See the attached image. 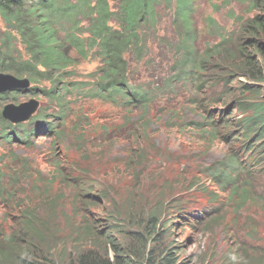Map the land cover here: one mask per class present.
<instances>
[{"label":"rangeland","instance_id":"1","mask_svg":"<svg viewBox=\"0 0 264 264\" xmlns=\"http://www.w3.org/2000/svg\"><path fill=\"white\" fill-rule=\"evenodd\" d=\"M191 7L195 46L200 51L216 45L222 36L236 37L242 20L264 16L261 5L247 10V4L235 0H193ZM172 13L161 7L156 36L150 35L143 58L129 63L130 82L147 91L146 108L117 106L94 95L100 77L95 57L81 60L70 69L73 72L66 80L78 88L67 97L70 111L62 127L53 123L58 107L42 91L52 87L48 82L32 86L36 88L33 94L29 90L15 94L18 104L30 99L38 102L35 113L22 124L35 128L37 122L41 126L25 140L17 130L13 137L7 133L11 129L3 126L1 111L8 100H0V248L4 246L3 235L7 239L22 236L19 246L25 255H45L56 264H68L78 250L92 245L87 232L103 234L109 221L119 232H110L113 237L118 239L128 227L143 234L145 241V220L138 215L114 220L110 215L115 211L127 214L126 210L137 209V214H143L146 209L163 206L160 221L164 226L175 223L165 230L159 226L162 237L158 245L179 248L183 251L181 260L226 264L231 248L235 254L245 250L248 260L238 264H252L262 258L264 207L260 199L243 206L236 200L243 190L238 188L235 194L230 188L224 191L222 186L227 185L215 181L207 170L231 150H239L235 133L220 128L226 136L220 138L196 126L206 111L209 120L222 118L220 111L227 117V111L224 106H212L217 103L208 99L205 113L194 109L190 99L196 92L192 85L174 81L178 63L171 41L178 36L179 27H175ZM5 31L0 19V37ZM126 57L129 59L128 54ZM215 72L207 66L204 76L210 80ZM221 83L208 85L198 97L218 96ZM245 83L264 92V81ZM47 124L54 126L51 132H47ZM262 171L248 172L259 177L253 190L246 189L249 198L260 197L263 192ZM238 178L244 179L240 173ZM101 193L108 196L107 201H98ZM211 208L220 210L219 215H202L207 218L202 222L192 216ZM209 219H214L210 225ZM26 227L39 231L38 243H24Z\"/></svg>","mask_w":264,"mask_h":264},{"label":"trees","instance_id":"2","mask_svg":"<svg viewBox=\"0 0 264 264\" xmlns=\"http://www.w3.org/2000/svg\"><path fill=\"white\" fill-rule=\"evenodd\" d=\"M192 1L0 0V19L6 27L4 35L0 37V71L27 78L31 84V94L36 89L32 86L48 82L52 87L43 88L42 91L58 107L56 117L61 127L66 112L70 111V100L67 97H71L72 91L78 88L66 80L73 72L70 69L90 57L99 60L100 77L94 95L118 106L146 108L149 103L147 91L136 84H130L129 63L143 58L150 35L156 36V26L163 6L173 12V23L179 27L177 39L171 41V48L177 56L175 63H178V78L174 81L192 85L196 92L190 99L194 109L205 113L204 102H208L205 101L208 99L217 103L212 106L221 105L227 111V117L220 111L222 118L211 120L206 111V116L196 126L198 129L207 128V134L212 131L215 137L220 138H226L220 128L235 133V144L242 154L238 155L237 150H231L220 163L207 169L209 175L215 181L227 185L222 186L224 191L230 188V193L235 194L241 188L239 190H243L242 195L236 200L244 206L252 200L259 201V196L249 198L245 194L246 189L253 190V186L259 182L258 173L253 176L248 172H258L259 169L264 172V97H259L264 92L245 83L264 81V16L259 14L249 20H242L236 37L222 36L216 45L200 51L195 46ZM235 1L247 4V10L257 9L261 5L264 11V0ZM207 66L210 71L216 70L210 80L204 76ZM219 81H222L223 86L218 96L198 97V92L200 94L208 85ZM15 94L0 93V100L16 101ZM228 115L235 117L230 118ZM1 121L4 127H8L4 119ZM45 127L47 132L54 129L48 125ZM19 128L20 125L16 126V129ZM8 134L14 136L12 131ZM239 173L243 175L242 181L238 178ZM262 193L260 202L264 207V191ZM102 195L105 200L108 198L106 194ZM163 209V206L153 207L146 209L143 214H137V209L132 212L126 210L127 219L131 215H138L145 220V241L139 231L127 228L117 239L110 232L119 235L118 229L114 224H108V231L103 234L87 232L92 245L78 250L68 264H189V261L181 260L179 254L183 251L179 248H161L158 245L162 237L158 233L159 226L165 230L175 223L163 225L160 221ZM211 212L206 217L214 215V212L219 215L220 210L213 208ZM115 215L120 220L126 219L123 212L116 211ZM206 217L200 221L206 220ZM209 220L208 225L214 221ZM23 235L26 245L39 242V231L31 227H26ZM9 240L11 243H8ZM2 241L4 246L0 248V264H56L45 255L22 253V247L19 246L22 236L7 239L3 235ZM137 242L139 244L135 245ZM230 250L232 252L226 264H238L246 259L245 250L237 254L234 249ZM250 255L254 256L253 253ZM260 255L262 258L252 264H264V254ZM194 261L205 264L198 259Z\"/></svg>","mask_w":264,"mask_h":264},{"label":"water","instance_id":"3","mask_svg":"<svg viewBox=\"0 0 264 264\" xmlns=\"http://www.w3.org/2000/svg\"><path fill=\"white\" fill-rule=\"evenodd\" d=\"M29 84L30 82L27 78H18L12 74L0 73V93L12 90L25 91L29 87ZM35 107L36 103L32 101L18 106L8 104L4 107L2 115L11 122H18L22 121L27 115L33 112Z\"/></svg>","mask_w":264,"mask_h":264},{"label":"clouds","instance_id":"4","mask_svg":"<svg viewBox=\"0 0 264 264\" xmlns=\"http://www.w3.org/2000/svg\"><path fill=\"white\" fill-rule=\"evenodd\" d=\"M262 82H263V81H262ZM130 84H131V85H134V84L131 83V82H130ZM259 97H261V99H262V98L264 97V95H263V94H259ZM114 104H115V103H114ZM117 106H118V105H117ZM239 151H240V150L237 151V152H238L237 154H239ZM241 155H242V154H241ZM262 172H263V171H262ZM263 174H264V172H263ZM263 179H264V178H263ZM263 182H264V180H263ZM263 182H262V183H263ZM83 184H84V186L87 188V190H89V187L87 186V184L84 183V182H83ZM263 191H264V186H263ZM101 194H102V193H101ZM101 194L98 195V198H97L98 200H99V199H104V196H103V195L101 196ZM262 196H263V193L260 195V197H258V199L262 198ZM104 200H105V199H104ZM107 200H108V198H107L105 201H107ZM99 201H101V200H99ZM212 209H213V208L210 209V212H207L206 210H203V214H200L199 216H196L197 213H196V214H193L192 216L195 217L196 220H198L199 218H201V220H202V219L204 218L202 215H206V216H207L208 214H212V212H211ZM216 209H217V208H215V210H216ZM118 211H119V212H123L122 210H118ZM115 212H116V211H115ZM185 213L190 214V213H188V212H185ZM110 217H111L112 219H114V220H120V219H118V218L116 217L115 213H114L113 215H110ZM121 217H122V215H121ZM125 217H127L126 214H125ZM183 218H185L184 215H183ZM126 219H127V218H126ZM121 221H124V220H121ZM109 224H113V222H112V221H109ZM106 225L108 226V224H106ZM107 226H106V229H107ZM115 226H116V225H115ZM116 228H117V226H116ZM127 229L130 230V231H133L132 229H130V228H128V227H127ZM107 231H108V229H107Z\"/></svg>","mask_w":264,"mask_h":264}]
</instances>
